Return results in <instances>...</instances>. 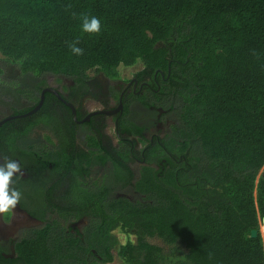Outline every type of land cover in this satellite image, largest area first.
I'll return each instance as SVG.
<instances>
[{"label": "trees", "instance_id": "16d2710c", "mask_svg": "<svg viewBox=\"0 0 264 264\" xmlns=\"http://www.w3.org/2000/svg\"><path fill=\"white\" fill-rule=\"evenodd\" d=\"M0 55L3 88L5 68L74 79L141 62L165 73L157 100L174 117V156L143 168V201L110 200L111 231L32 232L28 264H264V0H0Z\"/></svg>", "mask_w": 264, "mask_h": 264}, {"label": "flooded vegetation", "instance_id": "af4514ba", "mask_svg": "<svg viewBox=\"0 0 264 264\" xmlns=\"http://www.w3.org/2000/svg\"><path fill=\"white\" fill-rule=\"evenodd\" d=\"M121 67L114 73L89 70L74 79L47 74L24 81L20 72L9 70L4 87L25 82L33 93L16 87H1L6 96L0 92L7 101L0 122L10 118L0 128V163L7 157L23 171L13 181L22 199L0 216V264H28L18 248L34 231L73 236L111 231L110 200L142 202L146 195L137 186L143 168L158 171L168 163L154 156L161 150L174 156L164 146L174 117L157 100L165 73L146 71L143 65L124 74ZM43 94V105L30 114ZM36 98L38 103L32 101Z\"/></svg>", "mask_w": 264, "mask_h": 264}, {"label": "clouds", "instance_id": "9594fccd", "mask_svg": "<svg viewBox=\"0 0 264 264\" xmlns=\"http://www.w3.org/2000/svg\"><path fill=\"white\" fill-rule=\"evenodd\" d=\"M70 8L71 5H68ZM81 31L89 36H98L101 33V21L96 16L81 14ZM80 39H76L69 44L73 55L82 56L84 49L79 47ZM4 162L0 163V216L11 213L22 199V193L13 187L14 178L22 176L23 171L18 161L4 157Z\"/></svg>", "mask_w": 264, "mask_h": 264}, {"label": "rangeland", "instance_id": "374dc122", "mask_svg": "<svg viewBox=\"0 0 264 264\" xmlns=\"http://www.w3.org/2000/svg\"><path fill=\"white\" fill-rule=\"evenodd\" d=\"M0 59H1V55H0ZM141 66H143V64L141 62H139L133 67H126V68L125 67H121V70L123 71L122 73H124V74H131L133 71L137 70L138 68H141ZM5 69H6V72L9 73V69L8 68H5ZM10 73H13V72L10 71ZM6 77H8V74H4L2 79H6ZM2 84H3V82L0 79V92L4 93L5 96H6V91L4 89H1ZM5 88L6 89H8V88L11 89V88H13V86L11 84L10 87L6 86ZM6 104H7L6 99L3 98L2 94L0 93V115L3 114L6 111V106H7ZM262 173H263V170L261 171L260 174H262ZM260 230H261V234H262L263 239H264V224L261 226ZM123 238H124V235L120 234L119 237H118V240L122 241ZM152 242L157 243V244H161V242L159 240H153ZM111 264H125V263L123 261H120L119 258L116 257L115 261L113 263H111Z\"/></svg>", "mask_w": 264, "mask_h": 264}, {"label": "water", "instance_id": "95a60500", "mask_svg": "<svg viewBox=\"0 0 264 264\" xmlns=\"http://www.w3.org/2000/svg\"><path fill=\"white\" fill-rule=\"evenodd\" d=\"M43 103H44V94L42 95V99H41L40 103L36 106V108L30 114L38 111L41 108V106L43 105ZM9 120H10V118L0 122V128L5 122H7ZM263 222H264V220H263ZM255 237H257V231H253L252 232V238H255Z\"/></svg>", "mask_w": 264, "mask_h": 264}]
</instances>
